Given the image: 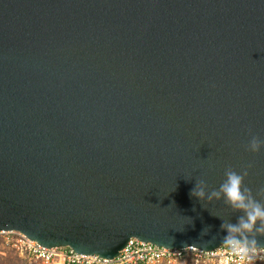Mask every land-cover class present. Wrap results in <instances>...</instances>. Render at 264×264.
Returning a JSON list of instances; mask_svg holds the SVG:
<instances>
[{
    "label": "water",
    "instance_id": "1",
    "mask_svg": "<svg viewBox=\"0 0 264 264\" xmlns=\"http://www.w3.org/2000/svg\"><path fill=\"white\" fill-rule=\"evenodd\" d=\"M250 133L264 0H0V231L105 258L132 237L213 250L210 212L237 213L190 190L249 164L264 187Z\"/></svg>",
    "mask_w": 264,
    "mask_h": 264
},
{
    "label": "clouds",
    "instance_id": "2",
    "mask_svg": "<svg viewBox=\"0 0 264 264\" xmlns=\"http://www.w3.org/2000/svg\"><path fill=\"white\" fill-rule=\"evenodd\" d=\"M262 148H264V139L250 133L245 151L257 153ZM250 167L251 164L240 171L227 167L218 187L209 189L204 179H196L194 187L190 190V196L197 198L202 207L204 203L222 200L237 213L233 222L225 221L210 212L221 221L219 229L224 233L222 243L229 257L234 258L235 264H251L256 258L258 248L264 251V247L259 245L257 239V237H264V187L258 189L254 195L252 190L244 184ZM210 227L211 225L203 227L201 233Z\"/></svg>",
    "mask_w": 264,
    "mask_h": 264
},
{
    "label": "built area",
    "instance_id": "3",
    "mask_svg": "<svg viewBox=\"0 0 264 264\" xmlns=\"http://www.w3.org/2000/svg\"><path fill=\"white\" fill-rule=\"evenodd\" d=\"M0 243L35 264H235L224 245L208 251L193 246L165 248L132 237L115 257L105 258L77 253L70 247L47 248L17 231H0ZM259 263L264 264L260 248L251 264Z\"/></svg>",
    "mask_w": 264,
    "mask_h": 264
},
{
    "label": "trees",
    "instance_id": "4",
    "mask_svg": "<svg viewBox=\"0 0 264 264\" xmlns=\"http://www.w3.org/2000/svg\"><path fill=\"white\" fill-rule=\"evenodd\" d=\"M3 251V255L0 254V264H35L30 261L26 256H18L14 254L8 247L0 248V253ZM262 264V263H259Z\"/></svg>",
    "mask_w": 264,
    "mask_h": 264
},
{
    "label": "rangeland",
    "instance_id": "5",
    "mask_svg": "<svg viewBox=\"0 0 264 264\" xmlns=\"http://www.w3.org/2000/svg\"><path fill=\"white\" fill-rule=\"evenodd\" d=\"M5 247H8V249L11 250L14 254H16V255H18V256L21 257V255H20L15 249H13V248H11V247H9V246H6V245L0 243V248H1V249L5 248ZM0 254L3 255V254H4L3 251H1Z\"/></svg>",
    "mask_w": 264,
    "mask_h": 264
}]
</instances>
